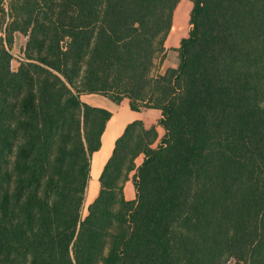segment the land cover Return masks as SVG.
<instances>
[{
    "label": "trees",
    "instance_id": "16d2710c",
    "mask_svg": "<svg viewBox=\"0 0 264 264\" xmlns=\"http://www.w3.org/2000/svg\"><path fill=\"white\" fill-rule=\"evenodd\" d=\"M182 1L0 3V264H264V0H192L155 75ZM83 95L165 132L126 126L86 216L112 112Z\"/></svg>",
    "mask_w": 264,
    "mask_h": 264
},
{
    "label": "crops",
    "instance_id": "0c3cea01",
    "mask_svg": "<svg viewBox=\"0 0 264 264\" xmlns=\"http://www.w3.org/2000/svg\"><path fill=\"white\" fill-rule=\"evenodd\" d=\"M0 20H1V15H0ZM19 38L21 39V37L17 35L15 46L17 45ZM174 46L178 48L180 46V41ZM168 59L169 58L167 56L165 63H168L167 62ZM177 66H178L177 63L167 64L165 69L176 68ZM96 97H98V99ZM82 100L92 106L105 108L112 112V118L108 122L106 130L103 134L102 147L100 151L96 152L93 155L95 157H94V160L92 161V171H91L92 176H93L94 166L97 168L98 165H101L100 166L101 168H99L100 170L98 169L96 170V173L99 171L98 175L100 176L105 164L107 163L110 156L112 155L116 140L123 134L126 126L132 123L133 121L141 120L144 122L147 128H150L152 126H157L160 137L162 136V134L165 133L164 129L159 126V120L161 118V112L159 110L147 109L141 112H135L130 109L129 100H124L121 105L117 106L113 104L110 100H108L107 98L99 96V95H83ZM105 148H107L108 151L103 153ZM141 162H142V159L140 163ZM137 163L140 164L138 161ZM124 191H125V196L127 200L135 199V187H134L132 180L125 184Z\"/></svg>",
    "mask_w": 264,
    "mask_h": 264
},
{
    "label": "rangeland",
    "instance_id": "374dc122",
    "mask_svg": "<svg viewBox=\"0 0 264 264\" xmlns=\"http://www.w3.org/2000/svg\"><path fill=\"white\" fill-rule=\"evenodd\" d=\"M193 8V3L192 0H183L182 3L179 5L175 15H174V23H173V28L170 32V37L167 40L166 43V49H167V56H168V63H163L162 65L157 66L156 70L154 71V74H162L166 69V65L167 64H178L179 63V53H178V48L180 47H175L174 45H176L179 41L181 42V40L183 38L188 37L189 32L191 30V25H190V14ZM25 44V40L24 39H18V43L17 45L14 47V49L12 50L14 55H17L18 58L14 57V61H13V68L14 70H17L20 66V58L22 55V47ZM95 97V96H94ZM98 99V97H96ZM164 133V132H163ZM164 134H162L163 136ZM161 136V137H162ZM108 149L105 148L104 152H107ZM103 155V154H102ZM93 159L92 161L94 160ZM101 165H98V167L96 168L94 166L93 168V176L91 179V183H90V187L87 193V199H86V203H85V208L83 210V214L86 216L87 215V207L95 200V198L98 196L99 193V189H100V185H99V175L98 172L96 173V170H100L99 168ZM231 264H235L234 262Z\"/></svg>",
    "mask_w": 264,
    "mask_h": 264
},
{
    "label": "built area",
    "instance_id": "2783aa9c",
    "mask_svg": "<svg viewBox=\"0 0 264 264\" xmlns=\"http://www.w3.org/2000/svg\"><path fill=\"white\" fill-rule=\"evenodd\" d=\"M1 5L8 11V6H9V0H0ZM13 53V52H12ZM14 57L18 58L17 55H14ZM20 60H23V57L20 58Z\"/></svg>",
    "mask_w": 264,
    "mask_h": 264
}]
</instances>
